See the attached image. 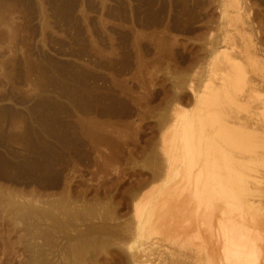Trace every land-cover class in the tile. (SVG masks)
Instances as JSON below:
<instances>
[{
  "label": "rangeland",
  "instance_id": "obj_1",
  "mask_svg": "<svg viewBox=\"0 0 264 264\" xmlns=\"http://www.w3.org/2000/svg\"><path fill=\"white\" fill-rule=\"evenodd\" d=\"M254 123L264 128V0H0V264L216 259L215 230L177 226L189 176L211 166L223 178L235 153L258 154L249 193L264 192V138L223 149ZM169 183L190 200L159 224L173 233L138 236ZM241 208L231 215L263 238V209ZM258 242L250 264H264Z\"/></svg>",
  "mask_w": 264,
  "mask_h": 264
},
{
  "label": "bare ground",
  "instance_id": "obj_2",
  "mask_svg": "<svg viewBox=\"0 0 264 264\" xmlns=\"http://www.w3.org/2000/svg\"><path fill=\"white\" fill-rule=\"evenodd\" d=\"M197 92V91H196ZM195 93V92H194ZM201 95V94H200ZM199 95V96H200ZM199 98V97H198ZM196 99V98H195ZM179 105V104H178ZM176 106V105H175ZM178 107V106H177ZM178 108H180V106L178 107ZM176 109V108H175ZM174 109V111H176ZM178 110V109H177ZM182 113V112H181ZM209 115V114H208ZM207 115V117H209ZM219 116V115H218ZM176 117V116H175ZM194 120H199V115L198 114H194V116H191ZM190 117V119H192ZM214 117H215V115H214ZM216 117H217V115H216ZM177 118V117H176ZM175 119V118H174ZM192 119V121L191 122H193L194 120ZM220 119V118H219ZM201 120H203V119H201ZM195 122V121H194ZM193 122V123H194ZM256 122V121H255ZM200 124V123H199ZM243 127H245V126H242V127H240V129L238 130V129H236V131L238 130V134H237V136L236 137H234L233 139L231 138V141L229 142L231 145L229 146V143L227 144V146H229V147H226V148H223L224 150H230L231 151V149H232V147L234 146V147H236L237 146V148H238V146H240V147H242L243 146V144H246V145H244V147H248V145L249 144H251V143H253V145L252 146H254L257 142H259V140L260 139H262V138H264V136H263V133H264V128H262L261 126H260V124L258 123H254L253 124V126H252V128L250 129L251 131L249 132L248 130L246 131ZM171 130V129H170ZM232 131V130H231ZM172 132V131H171ZM232 132H234V129H233V131ZM174 133V132H173ZM171 134V133H170ZM236 134V133H235ZM234 134V135H235ZM215 136H212V137H210L209 138V140L210 141H212V144L213 143H217L218 144V142L220 141V140H218V138H216V134H214ZM166 137V144H168L167 142L169 141V134H167V135H165ZM175 136V135H174ZM233 136V135H232ZM231 136V137H232ZM173 137V136H172ZM171 138V137H170ZM207 138V137H206ZM171 140H173V139H171ZM207 141H208V139H207ZM206 141V142H207ZM224 141V140H223ZM262 141V140H261ZM263 141H264V139H263ZM262 141V143L264 144V142ZM209 142V141H208ZM207 142V143H208ZM228 142V141H227ZM225 143V142H224ZM259 143H261V142H259ZM210 144H211V142H210ZM211 144V145H212ZM210 145V146H211ZM213 145H215V144H213ZM213 145H212V148H214L213 147ZM171 146V145H170ZM169 146V148H171ZM216 146H218V145H216ZM219 146L221 147V146H224L223 144H220L219 143ZM249 146H251V145H249ZM252 146H251V148H252ZM256 146V148H257V144L255 145ZM263 146V145H262ZM172 147H174V145L172 146ZM225 147V146H224ZM233 147V149L232 150H234L235 148ZM168 148V149H169ZM167 149V150H168ZM176 149V148H175ZM197 150H199V149H197ZM215 150V149H214ZM214 150H212L213 152H214ZM221 150V149H220ZM173 151V150H172ZM175 151V150H174ZM177 152H178V149L176 150ZM195 152V151H194ZM201 152V151H200ZM219 152V151H218ZM220 152H223V151H220ZM234 152V151H233ZM232 152V153H233ZM169 153V152H168ZM190 153H192L193 155H195L196 153H199V151L198 152H196V153H193L192 151L190 152ZM235 153V152H234ZM260 153V152H259ZM210 154V153H209ZM213 154V153H212ZM255 154H257V153H255ZM198 155H200V153L198 154ZM197 155V156H198ZM262 155H264V153L262 154ZM170 157V156H169ZM214 158V157H213ZM233 158H235L234 160H235V162H234V166H233V164L231 165L232 167H229V168H231L229 171H228V173H230L228 176H226V177H216V175L215 176H213V175H211V174H213L214 173V169L212 168L211 169V166H210V168H207L206 170H203V172L202 173H204V174H202L201 172V174L202 175H204L205 177H203L202 178V176H201V174L200 175H197L198 176V178L200 179V181L198 180L197 181V178L195 179L194 178V176H189L191 179V181H192V179H193V181L194 180H196V182L194 181V186H195V194L193 195V194H191V203H190V206H188L189 207V209H186V211H183V213L184 214H181L182 216H181V218L179 219V220H182L181 222H179V223H177L178 225L177 226H180V227H182V224H183V227H184V229H186V223L187 222H189V220L190 219H195L193 222H191L192 224H199L200 223V225H202L204 228H206V231H208L207 233H209L210 232V230L209 229H211V231H212V229L213 230H215V232L214 231H212L213 233H215V236H214V234H211V238H212V235H213V237L215 238L214 240L215 241H213L212 240V242H214V243H212L211 242V240H210V242L212 243V245L214 246V247H216L215 246V244L217 245V246H220L221 247V253H220V251H216L215 249H214V247L213 246H211V248L212 249H210V248H208V249H210L209 250V253H211L212 255L213 254H215V251L218 253L217 255H219V259L216 257V255H215V257H216V259H212L210 256V258L211 259H209V258H207V261H206V264H250V262L254 259V256L256 255V254H258V252L259 251H261V249H259V251L257 250L258 249V247H257V245L256 244H250V241L251 242H258V240H263V238L261 237V235H262V232H259V231H254L252 228H251V226H249V225H247L248 223H244L243 222V219L242 218H239V217H237V215L235 216V215H231L232 214V212L233 211H235V210H233V208L235 207V206H240V208L241 207H244V208H252V207H255V208H257L256 210H258V209H263V213H264V198H263V200L262 199H260L258 202H256L257 201V199H259V197H260V195L261 194H263L264 192L261 190L262 188H259V189H257V191H255L254 190V192H253V194H252V192H251V194L249 193L250 191H251V186H252V184H249V177L250 176H256L257 177V175L259 174V171H258V167H260L259 165H261L260 163L258 164V162L260 161V159L262 158V157H260V159H259V155L257 154L256 156H254V155H242V157H240V156H238L236 153H235V155H233ZM259 160V161H258ZM215 161V160H214ZM173 162H175V161H173ZM261 162V161H260ZM209 163V162H208ZM214 163H216V161L214 162ZM213 163V164H214ZM232 163V162H231ZM218 164V163H217ZM224 164V163H223ZM235 164H236V166H235ZM187 165V164H186ZM215 165V164H214ZM219 165V164H218ZM228 166L230 165L229 164V162H228V164H227ZM192 166H194V165H189V167L190 168H188V169H190V172H189V175H191L190 173H191V171H192ZM225 166V165H224ZM227 166V167H228ZM172 167H174V166H172ZM185 167V166H184ZM204 167V166H203ZM214 168H216L215 166H213ZM194 168V167H193ZM217 168H218V166H217ZM177 169V168H176ZM182 169V168H181ZM185 169H187V168H184V171H185ZM227 169V168H226ZM171 171H172V169H170ZM217 170V169H216ZM215 170V171H216ZM175 171V170H174ZM178 171V170H177ZM207 173H206V172ZM195 172V171H194ZM172 173V172H171ZM177 173H179V172H177ZM227 173V174H228ZM258 173V174H257ZM206 174V175H205ZM232 174V175H231ZM182 175V174H181ZM194 175V174H193ZM188 176V175H187ZM189 177H188V179H189ZM202 178V179H201ZM163 179V178H162ZM180 179V178H179ZM184 179V177L182 178V181H184L183 180ZM255 179H258V178H255ZM164 180V179H163ZM185 180H186V178H185ZM213 180H216L217 181V183H218V188H216V186H213V184L214 183H212V181ZM188 181V180H187ZM190 181V182H191ZM192 181V182H193ZM181 182V181H180ZM191 182V183H192ZM167 183V182H166ZM186 183V182H185ZM190 183V184H191ZM174 185H172L171 183H169V185H168V187L166 188L165 186H162V187H165L166 189H164V188H162L163 190H161V191H164V190H166V192L164 191V192H162V193H165L167 196H168V198L170 199V197H172L173 198V200H175L176 201V199L175 198H180V196H175V198H174V193H177L175 190H179L181 187H180V185H178V183H173ZM177 185V187H176V185ZM180 184V183H179ZM160 185V184H159ZM162 185V184H161ZM172 185V186H171ZM184 185H187V187H189V184H184ZM183 185V186H184ZM175 186V187H174ZM178 187H180V188H178ZM186 186H184L183 188H185ZM159 188V187H158ZM194 188V187H193ZM264 190V189H263ZM155 191V190H154ZM263 192V193H262ZM160 193V192H159ZM161 193V194H162ZM155 194V193H154ZM153 194V195H154ZM164 194V195H165ZM188 194V193H187ZM186 194V195H187ZM250 194V196H247V195H249ZM150 195V194H149ZM156 195H157V193H156ZM165 195V197H167ZM177 195V194H176ZM182 195V194H181ZM192 195H193V197H192ZM152 196V195H151ZM187 196H189V195H187ZM253 196V197H252ZM254 196H257L256 198H254ZM157 197H158V195H157ZM161 197V196H160ZM165 197L163 196V198L165 199ZM183 197V196H182ZM185 198H186V196H184ZM221 197V200H222V202L220 201V203H221V205H219L218 203H216L215 202V200L217 199V198H220ZM162 198V199H163ZM165 199V201H167V203L168 204H170V205H168V206H165V201H164V199H163V201L161 200V198H160V200H157L156 202L155 201H153V202H155V205L152 207V209L150 208V210H151V212H152V214L154 215V216H152V214H151V212L150 211H148V212H150V214H151V216L150 217H154V218H152V220H151V218H149L150 220H151V222H149L148 220V223H147V221H146V223L148 224H146L145 222H143V221H145V220H143V221H141L140 223L139 222H137V223H139V224H141V226L143 225L144 226V224H146L145 226H144V228L145 229H141V227L139 226V224L137 225L138 227H140V229L141 230H143V231H141V234L139 233L138 234V236H142V233H143V238L145 237V235L147 236L148 235V237H151V233L153 232V233H156V231H157V233L159 232V231H161V232H163V231H166L165 233L167 234L168 232H167V230L169 231V229H167L166 227H164V228H166V229H164L163 227H161V228H163V231H162V229L160 230L159 228H160V226H159V224H163L162 226H166V222H168V220L170 219V220H172V223L174 222V224H175V221H177V219L176 218H174V220L175 221H173V219H171L170 217H172L173 218V216H175L176 214H174L173 215V213H172V216H170L169 215V211H171L172 210V207H175V209H177L178 207L179 208H181L180 207V202H178V201H176L175 203H179V206H175V205H173V206H171L172 205V203L174 202L173 200H171V202H170V200L169 199ZM184 198V199H185ZM262 198V197H261ZM143 199V198H142ZM156 199H158V198H155V200ZM181 199V198H180ZM180 199H178V200H180ZM183 199V200H184ZM182 200V199H181ZM181 201V203H183V205H185L184 204V202L186 203V201H190V200H186L185 199V201ZM158 201H162V202H158ZM169 201V202H168ZM173 201V202H172ZM235 201V202H234ZM140 202V201H139ZM137 203V206H136V204H135V206H136V208H135V211H136V209L137 208H139V209H137V211L135 212V213H139V211H143V210H149V208H147V206H145V205H143V204H141V205H138V204H140V203ZM144 202V201H143ZM148 203V202H147ZM189 203V202H188ZM187 203V205H189ZM151 204H152V202H151ZM158 204H160V205H158ZM145 206V207H143V208H145V209H143L141 206ZM162 205H164L163 207H162ZM167 205V204H166ZM171 207V209H169ZM177 207V208H176ZM187 207V206H186ZM140 208H142V210L140 209ZM183 208V207H182ZM238 208V207H237ZM243 208V209H244ZM242 209V208H241ZM139 210V211H138ZM179 210H181V209H179ZM178 210V211H179ZM173 211V210H172ZM232 211V212H231ZM241 211V210H240ZM144 212V211H143ZM140 212L141 213V215H140V218L138 217L137 219H140L141 220V216L142 215H145L144 217H146L147 218V215H146V212ZM176 212V210L174 211V213ZM241 212H243V211H241ZM240 212V213H241ZM170 213V214H171ZM239 213V214H240ZM244 213V212H243ZM263 213H262V215H263ZM147 214H149V213H147ZM260 214V213H259ZM262 215H260L261 217H262ZM139 216V215H138ZM149 216V215H148ZM168 216H169V218H168ZM180 216V215H179ZM142 218V219H145V218ZM176 217V216H175ZM178 217V216H177ZM259 217V216H258ZM260 217V218H261ZM264 218V217H263ZM263 218H261L262 219V222H264L263 221ZM195 221H197V222H195ZM142 222H143V224H142ZM186 222V223H185ZM181 223V225H179ZM190 223V224H191ZM255 223V222H254ZM165 224V225H164ZM169 224H171V221L169 222ZM174 224L172 225L173 227H174ZM188 224V223H187ZM191 224V225H192ZM185 225V226H184ZM190 225V226H191ZM257 225V224H256ZM260 225H262L261 223H260ZM158 226H159V228H158ZM167 226H170L171 227V225H168V223H167ZM199 226V225H198ZM263 226V225H262ZM169 227V228H170ZM179 227V228H180ZM183 227H182V229H183ZM187 227L189 228V225H187ZM192 227H194V225H192ZM191 227V228H192ZM197 227V226H196ZM156 228H158V230L156 229ZM176 228V227H175ZM200 228H202V227H200L199 226V229ZM172 228H170V231L169 232H171V234L173 233L172 232V230H171ZM178 229V227L176 228V230ZM255 229V228H254ZM257 229V228H256ZM261 229V228H260ZM154 230V231H153ZM173 230H174V228H173ZM189 230H190V228H189ZM195 230V229H194ZM252 230V233H250L249 231H251ZM138 231V230H137ZM140 231H138V232H140ZM175 231V230H174ZM179 231V230H178ZM178 231L177 232H175V233H178ZM186 231H188V230H186ZM191 231H193V230H191ZM190 231V232H191ZM200 231V230H199ZM201 231H203V229L201 230ZM148 232V233H147ZM195 232H197L196 230H195ZM149 233H150V236H149ZM152 233V234H153ZM174 233V234H175ZM203 233V232H202ZM254 233V234H253ZM160 234V233H159ZM162 234V233H161ZM164 234V233H163ZM168 234H170V233H168ZM182 234V233H181ZM181 234H180V236H181ZM183 236H184V234H182ZM195 234H192V235H189V236H194ZM185 236H187L188 237V235H186L185 234ZM184 236V237H185ZM263 236V235H262ZM148 237H145V238H148ZM178 237H179V235H178ZM182 238V237H181ZM260 238V239H259ZM262 238V239H261ZM186 239V237L184 238V240ZM188 239V238H187ZM199 240H200V238H198ZM207 239H208V237H206V241H207ZM198 240V241H199ZM203 241V240H202ZM201 241V242H202ZM209 241V240H208ZM207 241V242H208ZM216 241H217V243L219 244H217L216 243ZM175 242V241H174ZM187 242V241H186ZM204 243H206V242H204ZM203 243V244H204ZM259 243V242H258ZM186 244V243H185ZM207 244L208 243H206L205 245L207 246ZM210 244V243H209ZM198 245H199V242H198ZM251 245H254V246H251ZM179 246V245H178ZM186 246V245H185ZM184 246V247H185ZM200 246V245H199ZM209 247H210V245H209ZM147 249H149V248H147ZM214 249V253L213 252H211V250H213ZM196 250V249H195ZM146 251H148V250H146ZM199 251V250H198ZM208 251V250H207ZM144 252V251H143ZM204 252V251H203ZM257 252V253H256ZM199 253V252H198ZM145 254V253H144ZM152 254V253H151ZM154 254V253H153ZM208 253H206V255H207ZM222 256H221V255ZM198 255V254H197ZM199 255H200V253H199ZM198 255V256H199ZM210 255V254H209ZM260 254H258L257 256H259ZM221 256V257H220ZM256 256V257H257ZM147 257H148V255H147ZM200 257V256H199ZM213 257H214V255H213ZM203 258H204V254H203ZM206 258V257H205ZM253 258V259H252ZM263 258V257H262ZM255 261V260H254ZM254 261H252V263H255L256 261H258V259L254 262ZM205 263V262H204ZM203 263V264H204ZM195 264H197V263H195Z\"/></svg>",
  "mask_w": 264,
  "mask_h": 264
}]
</instances>
